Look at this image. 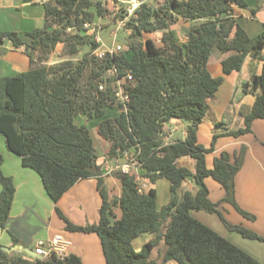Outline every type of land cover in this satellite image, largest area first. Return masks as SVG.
<instances>
[{"label": "trees", "instance_id": "1", "mask_svg": "<svg viewBox=\"0 0 264 264\" xmlns=\"http://www.w3.org/2000/svg\"><path fill=\"white\" fill-rule=\"evenodd\" d=\"M233 5L247 7L244 0H164L158 8L145 3L127 24L137 42L119 55L104 59L93 54L100 48L99 42L85 34V24L102 14L100 4L92 0H46L45 25L26 34L28 43L17 33L1 34L15 47H25L31 63L45 62L60 43L71 56L79 54L84 46L91 47L78 62L67 60L0 78V134L6 138L8 149L21 158L22 166L40 177L54 204L79 181L97 180L102 199L97 224L78 226L58 207L56 212L66 231L99 237L106 264H156L149 261L150 254L162 240L168 247L165 262L262 264L191 215V211L216 213L231 231L264 242L257 233L230 224L219 211V204L210 200L205 184L207 178H213L226 192L224 201L244 218L254 220L255 216L241 209L236 201L235 177L246 148L241 149L234 162L228 153H222L210 170L206 156L213 148L200 145L196 135L208 114L209 101L216 96L225 76L241 71L248 57L263 62L261 75L253 80L261 94L244 115V127L226 135L249 134L253 122L264 119V24L259 35L249 37L238 25ZM179 19L199 22L181 44L171 31ZM70 28L75 33L65 36ZM155 32L163 33L162 46L152 39L142 41L145 34ZM214 49L235 53L222 62L224 76L218 78L212 76L208 67ZM117 79L123 80L129 96L127 113L121 112L117 103L113 86ZM114 109L117 115L112 118L107 110ZM81 116L100 121L98 135L109 144L107 156L116 158L129 150L137 154L144 177L153 183L167 179L171 184L170 203L159 210L156 190L141 193L136 177L129 174H119L122 195L110 200L90 130L77 121ZM172 119L189 124L187 138L165 145L164 126ZM184 157L194 160L195 173L178 165ZM2 163L0 154V234L5 230L16 192L13 179L2 171ZM189 177L198 187L196 195L182 190ZM115 207L122 213L120 219H116ZM146 234H153L155 239L137 252L133 242ZM13 242L18 244L14 236ZM1 247L0 243V264H83L76 254L28 260L12 257Z\"/></svg>", "mask_w": 264, "mask_h": 264}, {"label": "crops", "instance_id": "2", "mask_svg": "<svg viewBox=\"0 0 264 264\" xmlns=\"http://www.w3.org/2000/svg\"><path fill=\"white\" fill-rule=\"evenodd\" d=\"M244 2L246 8L233 5L234 16L238 25L246 31L249 37L254 38L262 32L264 0H244ZM44 3L45 0H0V78L12 77L47 65V61L31 63L25 47L17 48L8 38L1 36L2 33L14 32L23 42L28 43L29 39L26 34L41 29L45 25ZM195 23L179 19L171 27L178 43L187 41V33L192 26L197 25ZM180 30H184L185 33L182 34L183 40L179 36ZM234 54V52L224 53L218 49L212 51L208 67L213 77L224 76L222 62ZM262 71V60L248 57L241 71L225 76L224 83L216 96L209 101L208 114L198 126L196 135L200 145L207 149L213 148V151L206 156V164L210 170L214 167L215 159L222 153H228L234 162L235 156L243 147L246 148L242 167L235 177L236 201L241 209L255 216L254 220L244 218L232 205L224 201L226 192L213 178H207L205 184L209 190L210 200L219 204V211L230 224L241 225L264 237V119L254 121L252 132L249 134L239 137L226 135L228 132L244 127V115L251 111L256 97L261 94V89L254 86L253 80L261 75ZM80 118L85 119L81 123L91 124L89 122L91 120L86 117L81 116ZM188 126L189 124H185L182 120L169 121L163 131L165 145L184 141L187 138ZM96 131L98 134V125ZM178 135L180 137H176ZM100 139L101 143L104 142L101 137ZM108 148L109 145L103 150L101 156L97 152L99 157L97 164L101 167V177L112 200L121 197L122 183L119 174H108L107 169L118 163H124V159L121 156L116 158L107 156ZM0 154L3 157L2 171L4 175L13 179L16 188L10 216L5 230L0 234V243L2 244V240L8 237L9 242L5 245L12 247L15 245L14 236L18 240L17 245L28 248L30 240H34L37 236L41 238L39 241H48L55 235H61L71 244L62 258L69 254H76L82 259L83 264H106L99 237L96 234L66 231L64 221L56 212V207H58L73 224L78 226L97 224L102 204L97 189V180L90 178L79 181L64 194L57 204H54L48 197L40 177L34 171L22 166L21 158L8 149L6 138L2 134H0ZM178 165L195 173V162L190 157L181 158ZM144 173V170L139 167L134 174L140 192L147 193L155 189L157 206L161 210L172 199L171 184L165 178H160L153 183L144 177ZM182 190L196 195L198 187L193 177L186 179ZM114 212L116 219H120L122 215L120 209L115 207ZM29 214H34L42 222L43 233L36 231L38 233L35 235H24V228L33 227V223L27 218ZM191 215L264 264V242L246 239L238 232L231 231L216 213L191 211ZM216 217H219L222 224L216 222L218 221ZM154 239L153 234L142 235L134 240L133 247L139 252ZM167 249L165 241H160L159 245L151 251L149 261L156 264H177L174 261H164ZM13 253L20 256L22 251L17 250Z\"/></svg>", "mask_w": 264, "mask_h": 264}, {"label": "rangeland", "instance_id": "3", "mask_svg": "<svg viewBox=\"0 0 264 264\" xmlns=\"http://www.w3.org/2000/svg\"><path fill=\"white\" fill-rule=\"evenodd\" d=\"M92 1L95 4H100V10L102 14L97 15V17L93 20L92 23H87L89 25L86 26L85 24L84 28L87 29V32L85 33L86 35L92 37V40L99 42L101 47L103 46L112 47L113 45H121L123 48L128 49L127 47L129 44L137 42V40L131 37L132 30L127 28V24L131 22L130 17L126 18L128 14L127 9L129 7V1L131 0H92ZM146 1L148 4H150L154 8H158L161 6V4L164 3L163 0H145V2ZM93 12H96V10H93ZM195 24L198 25L199 22L198 23L196 22ZM172 26H174V24ZM73 33H75V30L73 28H70L66 31L65 36H68ZM179 33L181 34V35L179 34L180 38L183 40L184 37L182 34H185L184 30H180ZM162 36H163L162 32L145 34L142 41L144 42L146 39H152L153 41H155L157 46H162ZM90 51H91V47L84 46L81 49L79 54H77L76 56H71L69 54V51L66 49L65 45L60 43L52 51V53L48 56L46 60L47 65L45 66H53V65L61 64L67 60L78 62L80 59L83 58L84 55L88 54ZM114 85L116 87L115 82L113 83V86ZM107 114L108 116L113 118L117 115V111L115 109L107 110ZM77 121L83 122L85 121V119L79 118ZM89 122H91V124L90 125L87 124V126L90 130V135L92 139L94 140V146L96 148V151L101 156L103 153V150H105L109 144H107L105 141L101 143V139L97 134L96 127L100 121L95 119ZM184 123L186 124L187 122H184ZM176 137H180V136L178 135ZM117 174H120V173H117ZM0 190H1V186H0ZM27 218L31 220V222L33 223V227L29 228L27 226L26 228H24V235L26 234L27 236H29L30 234L35 235L38 232L39 233L44 232V225L42 224L40 220H38L37 217L34 216V214H29ZM216 220H218L216 222H218L219 224H222L219 217H216ZM8 240L9 238L5 237L2 240V246H6L5 243L9 242ZM39 240H41V238H38V236L34 240H30L28 244V249L34 251L35 244ZM9 255L12 257L13 256L16 257L17 253H11ZM20 256L28 260L34 259L28 253H25V252H22Z\"/></svg>", "mask_w": 264, "mask_h": 264}, {"label": "built area", "instance_id": "4", "mask_svg": "<svg viewBox=\"0 0 264 264\" xmlns=\"http://www.w3.org/2000/svg\"><path fill=\"white\" fill-rule=\"evenodd\" d=\"M41 1V0H40ZM164 1V0H163ZM147 3L145 0H131L129 1V7L127 9L126 18L136 17L137 10ZM89 24H86V26ZM125 48L121 45H113L112 47H100L94 52V55L99 59H104L107 56H116L123 52ZM128 80L131 81L132 77L129 76ZM102 90V87L100 88ZM115 96L117 98L118 105L121 106V112H128L127 103L129 102V96L126 94L123 88V80H116V92ZM121 157L124 159V163H118L114 167L108 168L107 173H120V174H129L134 175L136 170L141 167V164L137 158V154L129 150H124ZM140 191V190H139ZM70 242L65 240L61 235H55L52 239L48 241H39L36 245L34 252L40 259L51 258L54 254L58 257L64 256V253L67 252L70 247Z\"/></svg>", "mask_w": 264, "mask_h": 264}, {"label": "water", "instance_id": "5", "mask_svg": "<svg viewBox=\"0 0 264 264\" xmlns=\"http://www.w3.org/2000/svg\"><path fill=\"white\" fill-rule=\"evenodd\" d=\"M1 248L7 254H11V253H13V252H15L17 250H20L22 252L28 253L34 259H39V256H37L36 253L33 250H29L28 248H24V247H22L20 245H14L12 247L2 246Z\"/></svg>", "mask_w": 264, "mask_h": 264}]
</instances>
